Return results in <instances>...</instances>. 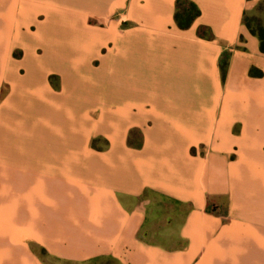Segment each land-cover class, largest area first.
I'll use <instances>...</instances> for the list:
<instances>
[{
	"label": "crops",
	"instance_id": "crops-1",
	"mask_svg": "<svg viewBox=\"0 0 264 264\" xmlns=\"http://www.w3.org/2000/svg\"><path fill=\"white\" fill-rule=\"evenodd\" d=\"M188 1L0 0V264H264L250 0Z\"/></svg>",
	"mask_w": 264,
	"mask_h": 264
},
{
	"label": "trees",
	"instance_id": "trees-1",
	"mask_svg": "<svg viewBox=\"0 0 264 264\" xmlns=\"http://www.w3.org/2000/svg\"><path fill=\"white\" fill-rule=\"evenodd\" d=\"M199 14L197 6L188 0H176L174 21L180 28H186L190 25L192 20ZM243 23L248 31L255 35L259 41V51L264 53V28L255 29L251 26L250 22L243 15Z\"/></svg>",
	"mask_w": 264,
	"mask_h": 264
},
{
	"label": "rangeland",
	"instance_id": "rangeland-1",
	"mask_svg": "<svg viewBox=\"0 0 264 264\" xmlns=\"http://www.w3.org/2000/svg\"><path fill=\"white\" fill-rule=\"evenodd\" d=\"M245 18L250 22L253 28H264V0H250L245 9ZM142 197L149 198L155 204H168V201L165 198L150 192L144 193ZM159 241H166V239H159ZM63 264L70 263L64 261Z\"/></svg>",
	"mask_w": 264,
	"mask_h": 264
}]
</instances>
